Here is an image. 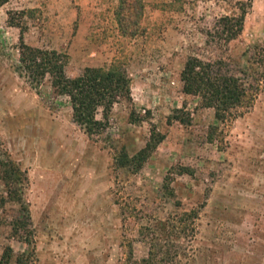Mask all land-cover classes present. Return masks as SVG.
I'll list each match as a JSON object with an SVG mask.
<instances>
[{
    "label": "rangeland",
    "instance_id": "rangeland-1",
    "mask_svg": "<svg viewBox=\"0 0 264 264\" xmlns=\"http://www.w3.org/2000/svg\"><path fill=\"white\" fill-rule=\"evenodd\" d=\"M141 2L126 17L119 0L0 4V159L21 176L19 200L0 179V264L29 250L26 264H264V0ZM241 8L229 38L222 18ZM20 30L62 52L67 76L125 68L130 99L101 132L74 120L48 78L18 75ZM189 56L222 62L249 86V103L217 119L183 90ZM152 126L162 140L140 168L122 166Z\"/></svg>",
    "mask_w": 264,
    "mask_h": 264
},
{
    "label": "trees",
    "instance_id": "trees-1",
    "mask_svg": "<svg viewBox=\"0 0 264 264\" xmlns=\"http://www.w3.org/2000/svg\"><path fill=\"white\" fill-rule=\"evenodd\" d=\"M6 1L0 0V4ZM119 2L123 17L134 12V6L137 4L142 8L141 0H119ZM241 9V13L237 16L222 18L227 24L229 38L234 37L242 28L245 9ZM231 22L235 23L230 24ZM9 24L19 26L14 24L13 20L9 21ZM232 25H235L236 29H233ZM18 52L19 56L15 63V71L18 75L28 83L37 85L48 78L54 94L68 97L74 120L88 133L101 132L112 106L119 99H130V78L125 68L118 62L107 67H86L78 75L70 77L65 74L66 59L62 52L27 44L23 40L22 30L19 34ZM221 63L207 62L196 56H189L180 73L184 92L199 96L203 106L214 109L217 119L225 118L230 110L243 106L246 100L249 103L252 97L250 88L243 79L223 73ZM99 110L101 119L96 118ZM175 112L174 117L180 119L178 114L180 109ZM162 138L163 134L152 126L145 145L132 156L123 150L118 158L119 163L132 169L140 168ZM0 179L7 188L9 198L19 200L20 191L17 183H20L21 176L19 168L12 160L0 159ZM17 227L13 226L15 231ZM30 253L31 250L19 253L16 256V264H26Z\"/></svg>",
    "mask_w": 264,
    "mask_h": 264
}]
</instances>
